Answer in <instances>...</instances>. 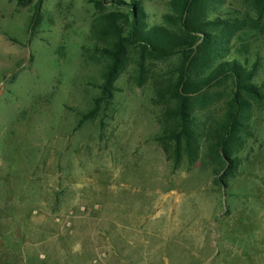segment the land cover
<instances>
[{"label": "rangeland", "instance_id": "rangeland-1", "mask_svg": "<svg viewBox=\"0 0 264 264\" xmlns=\"http://www.w3.org/2000/svg\"><path fill=\"white\" fill-rule=\"evenodd\" d=\"M100 1L0 0V264H264V100L249 101L222 188L205 135L195 159L165 136L177 56L129 48L105 98L103 16L125 7ZM137 1L149 26L172 25V0ZM230 13L255 22L216 63L237 58L264 92V17L253 0H215L210 17ZM233 90L227 78L191 100L199 130Z\"/></svg>", "mask_w": 264, "mask_h": 264}, {"label": "trees", "instance_id": "trees-1", "mask_svg": "<svg viewBox=\"0 0 264 264\" xmlns=\"http://www.w3.org/2000/svg\"><path fill=\"white\" fill-rule=\"evenodd\" d=\"M105 1L101 0V5L104 6ZM109 1L123 5L125 10L111 11L103 16L116 36L112 46L103 49L110 60L102 84L105 98L112 97L113 81L129 48H139L158 58L177 56L179 62L166 89L169 100L175 101V107L169 109L174 124L165 131V136L175 140L179 155L186 151L190 158L195 159L200 152L199 138L205 135L219 164L214 167V181L222 188H229L228 175L239 166L233 146L240 139V132L247 131L244 118L249 101H263L264 92L254 81L255 71L248 69L240 60L235 58L216 63V59L230 43V33L238 26L254 24L255 20L245 19L237 13L212 18L215 0H172L173 12L166 17L172 25L149 26L140 1ZM253 5L258 14L256 21L260 22L264 17V0H253ZM227 78H232L234 90L224 120L206 132L199 130L191 110V100ZM90 116L86 114L83 119ZM223 170L225 172L222 173Z\"/></svg>", "mask_w": 264, "mask_h": 264}]
</instances>
